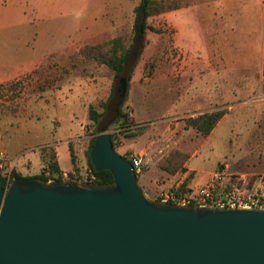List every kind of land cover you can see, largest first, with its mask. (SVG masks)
<instances>
[{"label": "rangeland", "instance_id": "1", "mask_svg": "<svg viewBox=\"0 0 264 264\" xmlns=\"http://www.w3.org/2000/svg\"><path fill=\"white\" fill-rule=\"evenodd\" d=\"M2 1L9 9H0V50H6V58L24 60L54 49L38 69L0 85V131L8 151L0 149L17 160V172L29 177L42 173L48 160L45 150H55L57 142H68L74 145L76 158L74 167L66 172L86 181L90 171L85 154L89 141L113 116L116 101L110 100L96 126L89 109L93 106L103 112L102 103L109 100L114 88L117 95L125 94L120 113L127 114L135 130L117 140V151L122 153L121 146L135 153L154 151V165L144 173L147 176H138L140 185L149 178V200L183 180L185 170L170 175L157 167L174 150L190 156L186 171L194 169L189 178L192 187L204 185L203 181L221 165H229L233 172L251 174V187L264 186L263 0L238 5L239 10L250 13L251 28H257L252 31H260V38L254 33L248 36L250 49L247 44L243 55L231 43L224 63L228 72L216 75L211 68L210 76L191 88L186 64L188 36L196 32L188 29V16L181 21L185 24L181 33L174 25L178 22L174 11L149 18L147 25L153 30L142 33L143 16L137 12L141 0H12V7L11 1ZM170 1L180 4L183 13L197 2ZM197 9L204 11V4ZM135 28L137 46L119 77L109 67L81 56L83 47L110 43L116 37L130 43ZM207 41L210 43L208 37ZM243 58L244 66L239 65ZM221 77L228 78L227 97L225 92L215 91V82L220 83ZM222 87L226 89L225 84ZM217 106H224L220 109H225L228 117L206 140L186 121ZM118 120L119 116L108 125L107 132L120 128ZM66 145L60 144L61 155ZM17 150L23 152L19 158ZM70 164V159L62 155L61 166Z\"/></svg>", "mask_w": 264, "mask_h": 264}, {"label": "water", "instance_id": "2", "mask_svg": "<svg viewBox=\"0 0 264 264\" xmlns=\"http://www.w3.org/2000/svg\"><path fill=\"white\" fill-rule=\"evenodd\" d=\"M91 154L114 181L0 176V264H264V209L151 201L107 132Z\"/></svg>", "mask_w": 264, "mask_h": 264}, {"label": "crops", "instance_id": "3", "mask_svg": "<svg viewBox=\"0 0 264 264\" xmlns=\"http://www.w3.org/2000/svg\"><path fill=\"white\" fill-rule=\"evenodd\" d=\"M9 4L12 7V0ZM197 2L190 6V10L188 13H183L181 10L182 8L174 11V20L178 19V22L174 21V25L178 27L179 32L181 33L182 27H185V24H183L181 21L184 18V16L190 17V23H188V29L190 31H195L196 34L193 36L189 34L188 36V53H189V60L186 64H188V74H189V83L190 88L199 83L203 80V78H208L211 74L210 69L213 68L214 73L216 72V75L222 74L223 70H226L228 72V69L225 66V59L226 54L229 50H231L230 44L232 43L234 46V49L238 50L239 53L245 52V50L248 49L246 46L248 44L250 49V40L247 41V37L251 36L252 33L254 35L260 34V31H252V28H255L254 25L251 28L250 20L252 17H250V13L244 10H239L238 5L241 3H245L246 1L249 2L250 0H196ZM264 1V0H263ZM3 1L0 0V9L3 10H9L4 6L2 3ZM204 4V11H199L197 8L199 5ZM6 27L3 26V29ZM195 29V30H193ZM191 33V32H190ZM257 36V37H258ZM207 37L210 39V43L207 41ZM260 36L258 37V39ZM259 48L261 45L260 40L258 41ZM254 43V42H253ZM262 46L264 47V32H263V43ZM30 49V48H29ZM54 51V49L47 50L44 53H41L39 56L30 55L24 60H19L18 58L12 57V58H6L4 49L3 51L0 50V85L5 84L6 82H10L16 79H19L23 77L27 73H31L34 70L38 69L40 65L44 63V61L48 58V56ZM254 51V49L252 50ZM29 52H31L29 50ZM205 53V55H204ZM35 54V53H34ZM201 54L204 55L205 58H201ZM242 65L244 66V58L243 60H240ZM205 69L203 72L202 69ZM206 86H208V81L205 82ZM225 84L226 89L222 86ZM216 85V92H225L226 97L227 93L229 92L228 89V78L224 80V78L221 77L220 83L215 82ZM221 86V87H220ZM195 89H197V86H195ZM208 91V90H207ZM221 107H214L208 111H203L201 113L206 112H212L214 110L220 109ZM228 117V114H226L222 120L218 123L216 128L213 130V132L206 138L208 140L211 138L218 130V128L221 126L223 121ZM136 122L139 123L137 119H135ZM67 144V147L62 148V155L67 160L68 158L71 161L70 166H66V168H63L61 166V153H60V144ZM7 143L3 141L2 132L0 131V148L7 149ZM122 153L121 155H127L128 153H135V151L132 148L121 146ZM56 150L58 152V159L60 162L61 170L62 172L70 171L74 165L72 164L71 160V153L69 149L68 142H57L56 144ZM119 153V152H118ZM17 157L19 158L23 152L22 150H17ZM10 155V154H9ZM30 159V158H28ZM26 159V160H28ZM32 159V158H31ZM229 167V165H226ZM191 171H194V169H189L186 171L183 175V180L188 179V175H191ZM212 173H210L211 175ZM246 174V173H243ZM209 175V177H210ZM250 175L251 174H246ZM147 174L142 175L141 177H146ZM208 178H206L203 183L205 184L208 181ZM181 181V182H182ZM141 185L147 189H150L151 184L149 182V178L145 179Z\"/></svg>", "mask_w": 264, "mask_h": 264}, {"label": "trees", "instance_id": "4", "mask_svg": "<svg viewBox=\"0 0 264 264\" xmlns=\"http://www.w3.org/2000/svg\"><path fill=\"white\" fill-rule=\"evenodd\" d=\"M182 8L180 4L176 1L170 0H141V5L137 8V12L142 14L143 22L141 24L140 30L142 33H145L148 29L153 30L152 27L147 25V21L149 18L162 15L168 12H172ZM138 40V29L135 28L132 40L127 44L124 37H116L110 43H104L99 45H87L81 49V56L86 57L88 60L95 61L100 65H105L109 67L114 73L116 77H119L128 67L130 59L134 54L135 48L137 46ZM116 91L113 88V93L110 96L107 102L102 103L103 112H99L93 106H90L89 116L92 120L93 124L96 126L100 124V119L106 114L107 108L109 107L110 100H115ZM227 114L225 109H217L212 112L203 113L197 117H189L187 119V125L193 129H195L198 133H200L204 137H208L213 130L216 128L218 123L222 120V118ZM120 128L116 129L113 133L110 134L111 140L114 144L115 149L117 150V140L120 139L121 136L133 133L135 130H132L133 122L128 119L127 114L121 112L119 115V120L117 121ZM136 126L138 124L136 123ZM141 132L140 129H136V131ZM96 134L90 139L88 148L85 152L87 157V163L90 171H92L97 179L94 181L96 184H109L114 181V175L110 170L97 171L92 163L91 154L96 144V139L98 135L101 134V130L98 129L95 131ZM74 145L72 143L69 144V149L71 153L72 162H75V154L73 152ZM48 160L47 167L43 170L42 173L35 176H24L21 173L14 170V179L23 178V179H34L40 181L42 183L53 182H63L65 179L62 177V170L60 166V162L58 159V152L56 150L47 149ZM126 156V155H124ZM190 159L188 153H185L180 150H174L168 157L163 158L157 165L158 169L161 172L168 173L170 175H174L178 173L180 170H185L186 165ZM223 165H221V168ZM191 175L189 176V178ZM187 179L183 184L181 190L185 191L190 184V179ZM71 179H74V175H71ZM139 181V178H138ZM82 183H88L87 181H81ZM140 185V183H139ZM141 186V185H140ZM7 188V186L5 185ZM144 190L145 194L148 195L150 189H147L141 186ZM161 200L160 197L154 198L153 201Z\"/></svg>", "mask_w": 264, "mask_h": 264}, {"label": "built area", "instance_id": "5", "mask_svg": "<svg viewBox=\"0 0 264 264\" xmlns=\"http://www.w3.org/2000/svg\"><path fill=\"white\" fill-rule=\"evenodd\" d=\"M127 157L137 176H142L154 165V151L144 149L138 153H128ZM17 167V160L13 159L6 151L0 149V176L5 180L7 188L14 180V170ZM74 179L68 172H63L65 180L82 183L78 175ZM190 175H188L189 177ZM87 182L97 179V176L88 171ZM187 179H185L186 181ZM185 181L175 186L168 187L160 194V201L170 202L174 205H197L199 207H238V208H261L264 209V186L261 189L251 187L250 177L246 174L233 172L228 166L222 167L219 171L213 172L207 183L200 187H189L182 191ZM53 182V181H50Z\"/></svg>", "mask_w": 264, "mask_h": 264}]
</instances>
